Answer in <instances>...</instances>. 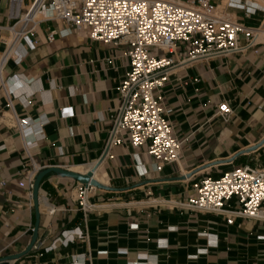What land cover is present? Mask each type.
Here are the masks:
<instances>
[{"label":"crops","instance_id":"crops-1","mask_svg":"<svg viewBox=\"0 0 264 264\" xmlns=\"http://www.w3.org/2000/svg\"><path fill=\"white\" fill-rule=\"evenodd\" d=\"M248 3L259 5L251 15L221 7L258 28L264 5ZM12 23L8 0H0V57ZM59 27L43 21L31 37L35 46L22 41L25 57L20 63L9 58L2 69L0 257L24 251L39 220L36 244L10 264H76L75 258L84 264H264L263 220L235 217L229 223L225 215L180 204L203 178L244 164L264 166V41L178 66L161 94L174 109L170 119L183 140L182 156L157 171L148 145L133 146L128 133L104 155L121 102L118 88L130 67L128 45L94 40L87 29L49 42V30ZM188 52L182 43L171 55L183 60ZM221 101L233 108L228 120L217 113ZM67 106L73 116L61 114ZM45 117L39 135L37 122ZM23 118L30 121L28 135L20 129ZM28 153L43 169L81 173L103 158L94 172L102 186L91 198L101 207L85 215L77 198L80 181L56 172L43 177L36 202L29 194ZM230 203L237 206V198ZM72 229L84 235L65 244L63 231Z\"/></svg>","mask_w":264,"mask_h":264},{"label":"built area","instance_id":"built-area-1","mask_svg":"<svg viewBox=\"0 0 264 264\" xmlns=\"http://www.w3.org/2000/svg\"><path fill=\"white\" fill-rule=\"evenodd\" d=\"M227 8H238L246 15L256 12L259 5L244 0H228ZM13 23L4 37L6 50L0 57V87L5 85L2 69L14 57L20 63L28 50L21 46L31 40L43 21L55 20L59 28L50 29L49 42L58 35L87 29L89 36L103 43L128 45L126 54L130 67L118 88L120 105L112 115V124L104 155L125 143V133L133 146L148 145L154 157V169L162 171L169 163H179L183 140L175 131L170 116L173 107L164 105L161 89L179 65L213 57L243 52L256 42L257 29L219 12L213 0H8ZM189 45L188 56L178 60L175 53L180 44ZM217 113L228 120L233 108L227 101L217 104ZM61 114L73 116L72 106L63 107ZM46 117L37 122L42 135ZM27 118L19 119L21 131L28 135ZM32 144V141H28ZM29 194L43 169L28 153ZM196 194L180 204L192 210L225 215L229 223L235 217L264 221V166L244 164L225 171L220 177H206L195 183ZM97 190L92 183L80 182L78 204L87 215L101 207L91 198ZM236 197L237 206L230 201ZM55 208L51 212H55ZM65 244L78 229L63 231ZM54 244L47 247L53 249ZM74 263L84 264L75 258Z\"/></svg>","mask_w":264,"mask_h":264},{"label":"water","instance_id":"water-1","mask_svg":"<svg viewBox=\"0 0 264 264\" xmlns=\"http://www.w3.org/2000/svg\"><path fill=\"white\" fill-rule=\"evenodd\" d=\"M102 160H103V158L100 159L96 163V165L92 169L88 170L86 173H81V172L65 169L63 167L56 166V165L42 169L38 173L36 180H35L34 191H33V197H34L35 201L36 202L38 201L39 187H40L41 180L43 179V177L45 175H47L50 172H56V173L61 174V175L70 176V177L77 179L80 182H83V183H89L90 182L97 187H101L102 184L100 183V181H98L97 179L94 178V170L99 166V164ZM38 217H39V215H38ZM38 228H39V220L36 223L33 238L31 240L30 244L28 245V247L20 253L10 254V255L0 257V264H10V260L18 258V257L26 254L27 252H29L37 242Z\"/></svg>","mask_w":264,"mask_h":264},{"label":"rangeland","instance_id":"rangeland-1","mask_svg":"<svg viewBox=\"0 0 264 264\" xmlns=\"http://www.w3.org/2000/svg\"><path fill=\"white\" fill-rule=\"evenodd\" d=\"M182 1H185V0H182ZM227 1L225 2V0H221V2L218 3L219 4V12L220 13H225L224 6L226 5ZM244 1L248 2V0H244ZM255 1H258L260 4L264 5V0H255ZM223 4H225V5L223 7H221V5H223ZM262 28H264V23H263L262 26L258 27V29H262ZM255 41H264V38L263 37H259L258 38V34H257Z\"/></svg>","mask_w":264,"mask_h":264},{"label":"bare ground","instance_id":"bare-ground-1","mask_svg":"<svg viewBox=\"0 0 264 264\" xmlns=\"http://www.w3.org/2000/svg\"><path fill=\"white\" fill-rule=\"evenodd\" d=\"M226 1H227V0H225V2H226ZM256 31H257V34H258V38H259V37H263V38H264V28H262V29H257ZM98 169H99V168H98ZM96 170H97V169H96ZM94 172H95V170H94ZM94 175L97 176V175H98L97 172H96ZM94 178H95V176H94ZM96 178H98V177H96ZM96 178H95V179H96ZM101 178H102V176H101ZM100 180H101V179H100Z\"/></svg>","mask_w":264,"mask_h":264}]
</instances>
